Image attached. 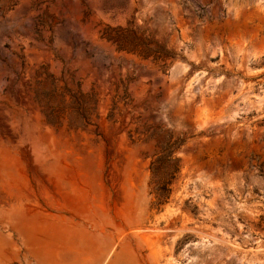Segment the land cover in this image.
Segmentation results:
<instances>
[{"label":"rangeland","instance_id":"rangeland-1","mask_svg":"<svg viewBox=\"0 0 264 264\" xmlns=\"http://www.w3.org/2000/svg\"><path fill=\"white\" fill-rule=\"evenodd\" d=\"M52 79L99 118L48 117ZM0 264H264V0H0Z\"/></svg>","mask_w":264,"mask_h":264},{"label":"trees","instance_id":"trees-1","mask_svg":"<svg viewBox=\"0 0 264 264\" xmlns=\"http://www.w3.org/2000/svg\"><path fill=\"white\" fill-rule=\"evenodd\" d=\"M108 40L112 41L119 50L136 53L143 58H153L156 62L164 61L175 54L164 51L151 44L141 37L128 31H120L114 28H106L103 32ZM69 96V102H64ZM36 100L43 111L49 116L58 117L60 114L70 112L74 116L73 123L88 125L94 117L99 118L98 98L93 92H85L80 87L76 90L61 91L56 79H52V87L36 92ZM185 139L166 137L159 145V151L152 161V177L155 182L154 191L157 195V204L167 201L172 191V183L181 170V159L175 152L184 144Z\"/></svg>","mask_w":264,"mask_h":264}]
</instances>
